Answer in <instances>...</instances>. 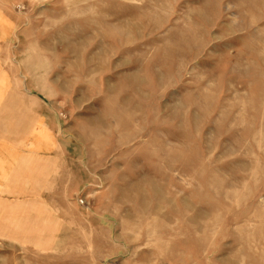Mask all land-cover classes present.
I'll use <instances>...</instances> for the list:
<instances>
[{"label":"rangeland","instance_id":"374dc122","mask_svg":"<svg viewBox=\"0 0 264 264\" xmlns=\"http://www.w3.org/2000/svg\"><path fill=\"white\" fill-rule=\"evenodd\" d=\"M0 264H264V0H0Z\"/></svg>","mask_w":264,"mask_h":264}]
</instances>
